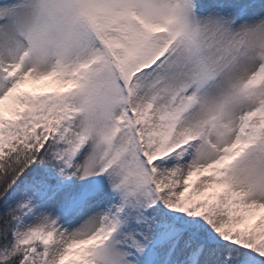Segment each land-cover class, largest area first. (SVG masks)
Here are the masks:
<instances>
[{"label":"snow or ice","instance_id":"snow-or-ice-1","mask_svg":"<svg viewBox=\"0 0 264 264\" xmlns=\"http://www.w3.org/2000/svg\"><path fill=\"white\" fill-rule=\"evenodd\" d=\"M76 3L71 64L29 66L0 30V264H264V67L209 96L187 24L264 0Z\"/></svg>","mask_w":264,"mask_h":264},{"label":"clouds","instance_id":"clouds-1","mask_svg":"<svg viewBox=\"0 0 264 264\" xmlns=\"http://www.w3.org/2000/svg\"><path fill=\"white\" fill-rule=\"evenodd\" d=\"M0 10V20L4 21L0 30L11 28V55L24 58L29 66L50 69L59 63L71 64L87 44V24L76 0H13ZM187 24L203 61L217 77L208 85L209 96L227 85L252 79L264 67V17L234 21L222 14L195 12ZM183 43L178 41V46ZM9 55L0 42V57L8 59ZM253 179L264 184V169ZM247 180L238 171L234 187L247 191ZM252 196L264 197V186Z\"/></svg>","mask_w":264,"mask_h":264},{"label":"rangeland","instance_id":"rangeland-1","mask_svg":"<svg viewBox=\"0 0 264 264\" xmlns=\"http://www.w3.org/2000/svg\"><path fill=\"white\" fill-rule=\"evenodd\" d=\"M13 3V0H0V6H7L11 5Z\"/></svg>","mask_w":264,"mask_h":264}]
</instances>
